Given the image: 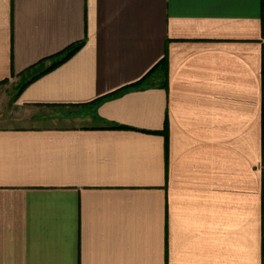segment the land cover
I'll use <instances>...</instances> for the list:
<instances>
[{
    "label": "crops",
    "instance_id": "obj_1",
    "mask_svg": "<svg viewBox=\"0 0 264 264\" xmlns=\"http://www.w3.org/2000/svg\"><path fill=\"white\" fill-rule=\"evenodd\" d=\"M0 264H264V0H0Z\"/></svg>",
    "mask_w": 264,
    "mask_h": 264
},
{
    "label": "trees",
    "instance_id": "obj_2",
    "mask_svg": "<svg viewBox=\"0 0 264 264\" xmlns=\"http://www.w3.org/2000/svg\"><path fill=\"white\" fill-rule=\"evenodd\" d=\"M80 48H81V45H73L69 47L67 50H65L64 52L48 59V60H52L53 63L51 67L47 69L42 68L43 62L39 63L37 66L31 67L30 69L26 70L24 73L21 74V76H23V80L25 79L24 76L26 74H28L29 77L35 74V76L32 77V82L41 78L42 76L48 74L49 72L54 70L56 67H58L59 65L63 64L68 59H70ZM158 68H161L162 70H166L167 68L166 59H164L152 72L156 71ZM30 72H33V74H30Z\"/></svg>",
    "mask_w": 264,
    "mask_h": 264
},
{
    "label": "rangeland",
    "instance_id": "obj_3",
    "mask_svg": "<svg viewBox=\"0 0 264 264\" xmlns=\"http://www.w3.org/2000/svg\"><path fill=\"white\" fill-rule=\"evenodd\" d=\"M24 82H25L24 80L20 79L19 81L10 82V83L5 84V86L2 87L3 94L13 95L14 93H16V91H18L21 88Z\"/></svg>",
    "mask_w": 264,
    "mask_h": 264
}]
</instances>
